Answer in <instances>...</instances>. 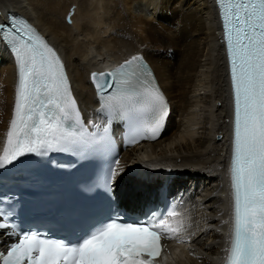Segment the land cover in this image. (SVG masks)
I'll list each match as a JSON object with an SVG mask.
<instances>
[{
    "label": "snow or ice",
    "instance_id": "1",
    "mask_svg": "<svg viewBox=\"0 0 264 264\" xmlns=\"http://www.w3.org/2000/svg\"><path fill=\"white\" fill-rule=\"evenodd\" d=\"M224 30L233 91L230 163L231 233L224 264H264V0H217ZM0 40L15 54L18 80L13 117L0 154V169L29 153L110 148L113 119L128 122L127 143L156 140L169 115L167 101L152 71L134 55L109 71L93 72L99 111L108 123L81 118L64 64L56 51L26 20L13 16L0 23ZM119 164L118 160L113 161ZM115 167L103 179L111 192ZM152 213L129 222L121 214L100 221L76 239L53 238L24 229L0 206V230L13 242L0 251V264H159L163 239L182 229Z\"/></svg>",
    "mask_w": 264,
    "mask_h": 264
},
{
    "label": "bare ground",
    "instance_id": "2",
    "mask_svg": "<svg viewBox=\"0 0 264 264\" xmlns=\"http://www.w3.org/2000/svg\"><path fill=\"white\" fill-rule=\"evenodd\" d=\"M171 1L0 0V20L11 10L34 22L62 54L72 90L86 112L94 105L89 70L143 54L170 112L158 139L121 153V200L136 207L155 194L157 176L142 173L140 165L171 167L170 189L185 195L191 228L189 242L171 250L166 264H218L228 222L229 112L218 24L211 0H176L177 9L169 10ZM13 89V66L0 45V151Z\"/></svg>",
    "mask_w": 264,
    "mask_h": 264
},
{
    "label": "rangeland",
    "instance_id": "3",
    "mask_svg": "<svg viewBox=\"0 0 264 264\" xmlns=\"http://www.w3.org/2000/svg\"><path fill=\"white\" fill-rule=\"evenodd\" d=\"M175 1H176V0H173V1L170 2V4H169V10H171V9H172V10H176V9H177V5H175V4H176ZM173 2H174V3H173ZM173 4H174V5H173ZM164 24H165V23H164ZM165 25H166V26H164V28H170V27H169L170 25H168V24H165ZM161 40H162V38H159V39H158V38H155V39H154L155 42H157V43L160 42L159 44H164V43L166 42V41H163V42H162ZM158 41H159V42H158ZM167 53H168V52H167ZM169 54H170V53H169ZM175 55H176V53H175ZM175 57H176V56H175Z\"/></svg>",
    "mask_w": 264,
    "mask_h": 264
}]
</instances>
